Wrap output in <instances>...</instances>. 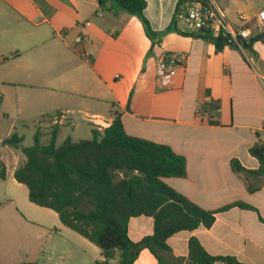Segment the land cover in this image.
<instances>
[{"label":"crops","instance_id":"1","mask_svg":"<svg viewBox=\"0 0 264 264\" xmlns=\"http://www.w3.org/2000/svg\"><path fill=\"white\" fill-rule=\"evenodd\" d=\"M213 1L231 28L248 29L241 46L215 52L211 43L177 31L151 40L139 19L111 1L101 7L97 0H0V119L7 127L0 135L5 166V179L0 180V264L102 260L100 250L66 231L53 211L28 200L27 188L13 178L24 155L1 141L17 122L20 127L31 123L41 144L55 125L56 145L67 137L90 139L91 130L101 132L111 124L114 112L127 135L167 145L184 157L185 175L163 179L170 188L204 210L234 203L256 210L233 206L216 213L209 228L173 234L166 241L172 259L185 264L193 237L211 256L264 264V224L259 220L264 219V179L254 180L258 188L250 192L248 175L230 167L237 159L243 168L256 170L258 162L248 149L264 144V43L252 41L264 32V23L256 21L264 0ZM176 2L145 0L143 16L154 32L169 26ZM178 24L177 30L186 31ZM164 54L179 56V66L171 87L159 92L155 67ZM210 100L219 104L214 117L218 125H211L201 111ZM59 114L64 117L54 124ZM152 232V218L129 219L130 241L137 243ZM133 264L158 263L141 249Z\"/></svg>","mask_w":264,"mask_h":264},{"label":"trees","instance_id":"2","mask_svg":"<svg viewBox=\"0 0 264 264\" xmlns=\"http://www.w3.org/2000/svg\"><path fill=\"white\" fill-rule=\"evenodd\" d=\"M107 1L139 19L151 40L164 32L177 31L182 36L211 43L215 52L244 43L239 40L237 44L221 34L213 36L206 30L202 33L177 30L175 14L184 4L197 0H177L174 16L162 32H154L144 18L145 0H97L101 7ZM254 40L264 43V32ZM201 111L211 125H218L214 120L219 112L217 101L203 103ZM57 130L58 126H52L46 144L40 143L38 130L33 134L31 146L24 147L23 136L16 132L1 144L19 149L24 155L13 178L27 188L28 200L53 211L63 226L98 247L102 260L95 264H133L141 249H147L158 264H180L181 260L170 255L166 243L170 236L179 231L209 228L216 213L233 206L256 211L243 203L216 211L204 210L170 188L163 179L185 175L184 157L167 145L127 135L118 112H114L107 128L101 132L91 130L90 139L72 141L67 137L56 145ZM248 153L258 162L256 170L243 168L237 159L230 161V167L234 172L248 175V191L253 192L258 188L254 180L264 179V144H254ZM4 179L5 166L0 161V180ZM137 216L152 218L153 232L134 243L127 236V224ZM259 220L264 224V219ZM187 248L185 264H211L216 259L239 264L231 256L209 255L193 237L188 240Z\"/></svg>","mask_w":264,"mask_h":264},{"label":"built area","instance_id":"3","mask_svg":"<svg viewBox=\"0 0 264 264\" xmlns=\"http://www.w3.org/2000/svg\"><path fill=\"white\" fill-rule=\"evenodd\" d=\"M175 18L177 22L184 24L186 31L191 33H202V30H206L213 36L219 34L228 36L235 43L239 40H246L249 36V31L246 28L237 30L231 28L225 13L213 0H197L184 4L175 14ZM256 21L258 24L264 23V7L257 11ZM178 66L179 56L177 55L164 54L158 59L154 80L157 91H165L171 87ZM63 117V114L55 116L53 123H58ZM211 264L231 263L225 259H216Z\"/></svg>","mask_w":264,"mask_h":264},{"label":"rangeland","instance_id":"4","mask_svg":"<svg viewBox=\"0 0 264 264\" xmlns=\"http://www.w3.org/2000/svg\"><path fill=\"white\" fill-rule=\"evenodd\" d=\"M217 2L219 3V5H221V0H217ZM178 27L179 28H183L184 27V24H182V23L179 22ZM6 128H7L6 127V123H3V121L0 119V135L6 131ZM34 131H35L34 130V127H33V125L31 123H29L27 127H23V126L20 127V123L17 122L15 124V129L12 132H17L18 135H22L23 136L22 145L24 147H28V146H31L32 143H33V139L32 138H33ZM61 135H62V133H61ZM47 221H48L47 222L48 225H52L51 224L52 223V219L51 218H49ZM50 227H51L50 230H52L53 233H56L57 232L56 230H55L56 232L54 231V229L52 228L53 226H50ZM65 230L68 231V232H71L73 234L75 233L74 231H71L70 229H67V228H65ZM91 246H93L94 248H96L98 251L100 250L98 247H96L93 244ZM85 252H86V255H88V256H92L93 255V253H90L88 250H85Z\"/></svg>","mask_w":264,"mask_h":264}]
</instances>
